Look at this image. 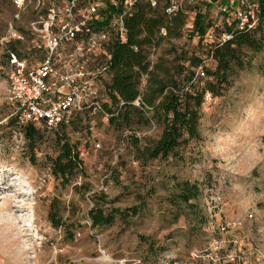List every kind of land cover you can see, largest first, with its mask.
<instances>
[{"label":"rangeland","instance_id":"rangeland-1","mask_svg":"<svg viewBox=\"0 0 264 264\" xmlns=\"http://www.w3.org/2000/svg\"><path fill=\"white\" fill-rule=\"evenodd\" d=\"M38 1L43 9L49 3L26 0L19 10L14 0H0V264H264V48L245 49L249 64L230 87L205 96L201 139L167 158H137L138 148L159 139L161 124L118 131L93 108L76 113L64 130L78 145L84 172L64 185L47 160L55 154V130L40 125L44 140L32 150L23 130L9 124L7 52L15 47L32 65L43 57L27 30ZM194 10L187 7L179 37L150 48L152 65H171L182 50L203 53L219 40L216 27L201 45L190 36ZM207 14L219 23L215 5ZM14 31L24 38L13 37ZM99 88L102 102L103 80ZM183 180L201 192L190 205H173ZM96 204L140 210L127 222L93 227L88 212Z\"/></svg>","mask_w":264,"mask_h":264},{"label":"trees","instance_id":"trees-1","mask_svg":"<svg viewBox=\"0 0 264 264\" xmlns=\"http://www.w3.org/2000/svg\"><path fill=\"white\" fill-rule=\"evenodd\" d=\"M221 1L223 3L227 0ZM187 7L169 15L164 7L156 8L147 2L138 1L133 12L126 18L127 39H113L107 46L109 69L108 74L102 77L107 98L102 100L101 105L108 114L109 124L118 131L133 128L134 125L158 123L163 126L157 141L138 148L137 158L144 161L167 158L177 154L180 146L188 145L193 139L200 140L202 135L199 124L206 94L223 95L232 84L234 76L249 64L245 49L259 52L264 48V0H261L258 24L252 30L234 29L233 21L226 16L219 26H215V22L208 19L207 12L192 6L195 10L190 36H198V45L209 37L208 33H214L215 27L220 28L219 40L210 43L203 52L214 60L215 66L205 64L202 52L186 50H182L171 65H166L163 60L152 65L149 59L150 48L165 37H179L182 34L187 23ZM162 27L166 28V36L160 33ZM223 32H229L231 37L221 40ZM11 50L22 57L15 47ZM199 66L203 67L205 77L198 74ZM203 79L204 83L200 85ZM138 97L140 105L135 104ZM10 118V125H17L23 130L30 149L34 150L44 140L39 124L28 122L19 125L13 116ZM70 124L57 127L42 125L55 130V154L47 155V160L54 177L64 185L84 172V161L78 145L71 141L64 130ZM131 137L137 138L135 134ZM176 185L178 191L172 199L173 205H190V201L201 192L198 184L189 180L178 181ZM139 210L138 206L106 209L96 204L88 215L92 226L100 227L113 224L117 218L127 222ZM55 214L52 211L51 219L54 222L57 219ZM55 225L59 226V223Z\"/></svg>","mask_w":264,"mask_h":264},{"label":"built area","instance_id":"built-area-1","mask_svg":"<svg viewBox=\"0 0 264 264\" xmlns=\"http://www.w3.org/2000/svg\"><path fill=\"white\" fill-rule=\"evenodd\" d=\"M138 1L164 7L169 15L188 5L207 12L213 4L220 15L215 26L226 16L239 30L254 29L261 13V0H49L45 9L38 1L27 30L35 37L34 48L44 54L32 65L28 58L8 49L6 96L13 105L10 116L19 125L34 122L49 127L70 124L76 113L90 108L108 116L98 99L99 82L109 69L107 46L113 39H127L126 18ZM14 2L19 10L28 5L26 0ZM160 33L166 35V28ZM12 36L24 38L15 31ZM208 36L213 37V32ZM230 37L229 32H223L220 39ZM197 72L203 76V67ZM135 104L140 105L139 97Z\"/></svg>","mask_w":264,"mask_h":264}]
</instances>
